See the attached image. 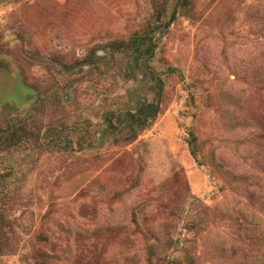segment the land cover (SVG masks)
<instances>
[{
    "label": "rangeland",
    "instance_id": "obj_1",
    "mask_svg": "<svg viewBox=\"0 0 264 264\" xmlns=\"http://www.w3.org/2000/svg\"><path fill=\"white\" fill-rule=\"evenodd\" d=\"M2 131L0 264H264V0H0Z\"/></svg>",
    "mask_w": 264,
    "mask_h": 264
},
{
    "label": "trees",
    "instance_id": "obj_2",
    "mask_svg": "<svg viewBox=\"0 0 264 264\" xmlns=\"http://www.w3.org/2000/svg\"><path fill=\"white\" fill-rule=\"evenodd\" d=\"M148 42V43H147ZM126 43L123 41L120 42H115L112 47L116 50L117 48H121V46L125 45ZM128 47L133 48L134 50L137 49L138 53L137 56L135 57L136 64L139 62V58H141V55L139 53L140 49L143 48V55H145L147 58L151 57L153 53V47L154 43H152L151 40H147L145 37H137L135 39H131L128 42ZM175 69H172L174 71ZM156 81L158 84H160L162 81L159 77H156ZM153 90L156 91V96L160 97L161 95V86H158L157 89L153 88ZM160 112V104L159 102H145L140 109L137 111H134V113H131V111H126L124 113H120L118 116V119H114L113 115L114 114H106V117L104 119V124H105V132L109 131H114L116 128H118V133H124L122 139L125 142H131L134 139L137 138L139 133L147 128V126L156 118V116ZM117 120V121H115ZM6 131V130H5ZM8 132V131H7ZM0 133H5V132H0ZM14 135L16 136V132L14 131L12 133V138H14ZM5 137H2L0 139V147L3 149H8L9 146L14 145V142H9L8 139H4ZM116 140V137H115ZM188 145L190 148V153L193 157L196 156V147H195V141L196 138L194 137L193 133H189L188 135ZM72 140L67 137L66 142L63 143L61 141L60 143L53 141L51 144L56 146L57 148H62L65 151L68 150V144L71 143ZM50 144V145H51ZM173 262L175 260H172ZM175 263V262H174Z\"/></svg>",
    "mask_w": 264,
    "mask_h": 264
}]
</instances>
